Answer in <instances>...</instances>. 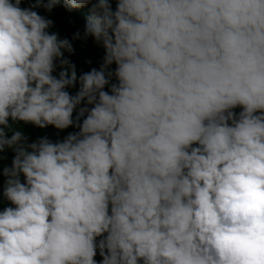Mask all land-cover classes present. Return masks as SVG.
Wrapping results in <instances>:
<instances>
[{"label":"clouds","instance_id":"9594fccd","mask_svg":"<svg viewBox=\"0 0 264 264\" xmlns=\"http://www.w3.org/2000/svg\"><path fill=\"white\" fill-rule=\"evenodd\" d=\"M9 151L0 264H264V0H0Z\"/></svg>","mask_w":264,"mask_h":264},{"label":"trees","instance_id":"16d2710c","mask_svg":"<svg viewBox=\"0 0 264 264\" xmlns=\"http://www.w3.org/2000/svg\"><path fill=\"white\" fill-rule=\"evenodd\" d=\"M21 6L28 7L29 4L23 3ZM113 7H115V3H113ZM38 11L41 15H45L54 21V26L50 31L57 32L61 38L67 37L71 40L74 32L77 30H80L81 32L83 31L84 25L90 15V6L69 12L61 5L54 9L51 14L44 12L43 9ZM73 46L75 49L74 54L68 56V54L65 53V55L76 65L78 75L89 71L93 67L99 66L103 56V49L96 46L91 39L87 42L73 41ZM71 91L74 93L75 90L73 89ZM19 127L24 129L30 141H34L42 136H48L51 140L55 141L63 139L68 132L74 131V129L70 128L64 132L57 133V130L52 127L41 130L31 125L23 124H20ZM6 157V161H0V163H7L10 165L13 153L9 151L6 154ZM0 210H2V206H0ZM99 259V256H97L98 261Z\"/></svg>","mask_w":264,"mask_h":264}]
</instances>
